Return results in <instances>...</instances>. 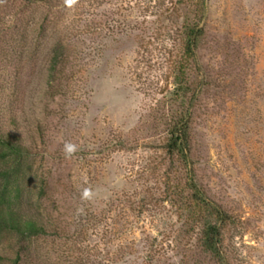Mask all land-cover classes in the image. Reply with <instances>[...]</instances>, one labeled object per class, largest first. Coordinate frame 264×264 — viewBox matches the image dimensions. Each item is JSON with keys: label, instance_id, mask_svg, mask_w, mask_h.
<instances>
[{"label": "rangeland", "instance_id": "rangeland-1", "mask_svg": "<svg viewBox=\"0 0 264 264\" xmlns=\"http://www.w3.org/2000/svg\"><path fill=\"white\" fill-rule=\"evenodd\" d=\"M3 134L0 264H264V0H0Z\"/></svg>", "mask_w": 264, "mask_h": 264}, {"label": "trees", "instance_id": "trees-1", "mask_svg": "<svg viewBox=\"0 0 264 264\" xmlns=\"http://www.w3.org/2000/svg\"><path fill=\"white\" fill-rule=\"evenodd\" d=\"M200 31L201 29L198 26H194L187 32L184 46L187 56L193 55L196 39ZM187 134L185 124L176 122L171 132L170 147L182 150L183 146L186 145ZM0 145L3 149V157L11 160L10 166L0 169V231H10L23 238L40 234L44 231L43 226L32 219L21 218L12 207V202L17 195H14L13 192L18 190L17 173L22 153L21 144L12 137L3 134L0 136ZM214 234L217 235L216 230ZM210 235L212 234L209 232L207 244L215 247L218 240L214 241V238Z\"/></svg>", "mask_w": 264, "mask_h": 264}, {"label": "clouds", "instance_id": "clouds-1", "mask_svg": "<svg viewBox=\"0 0 264 264\" xmlns=\"http://www.w3.org/2000/svg\"><path fill=\"white\" fill-rule=\"evenodd\" d=\"M65 4L68 5L69 7L74 5L77 0H64ZM78 150V146L76 144L66 142L63 148V152L65 157H69L72 154H74ZM91 191L89 189H85L83 192V197L84 198H90L91 197Z\"/></svg>", "mask_w": 264, "mask_h": 264}]
</instances>
